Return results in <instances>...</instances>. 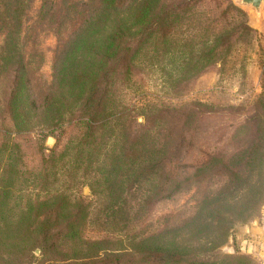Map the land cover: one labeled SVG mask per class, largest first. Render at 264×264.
I'll use <instances>...</instances> for the list:
<instances>
[{"label":"trees","instance_id":"16d2710c","mask_svg":"<svg viewBox=\"0 0 264 264\" xmlns=\"http://www.w3.org/2000/svg\"><path fill=\"white\" fill-rule=\"evenodd\" d=\"M199 1L40 0L36 29L27 22L31 0H0V121L9 122L0 132V264H253L242 253L205 252L237 218L223 207L233 190L246 184L255 202L251 172L264 147L253 141L228 159L209 153L182 172L176 109L125 100L133 71H157L175 92L226 56L243 20L228 27ZM226 6L244 17L231 0ZM42 32L53 43L39 42ZM30 132L39 146L46 135L55 144L38 167L24 168L12 136ZM210 173L227 180L207 204L144 229L152 203Z\"/></svg>","mask_w":264,"mask_h":264},{"label":"rangeland","instance_id":"374dc122","mask_svg":"<svg viewBox=\"0 0 264 264\" xmlns=\"http://www.w3.org/2000/svg\"><path fill=\"white\" fill-rule=\"evenodd\" d=\"M200 1L207 15L214 16L228 27L233 28L230 25L243 20V24L235 26L237 34L226 56L207 65L175 92L162 83L157 71L144 69L133 71L128 87L124 89L125 100L135 106L145 102L156 105L165 103L176 109L173 113H178L180 119L174 132L180 126L183 135L180 152L182 172L188 171L193 163L202 162L209 153L228 159L232 153L248 148L253 141L258 142L260 149L264 147V16H261V12L260 15L255 14V10L240 4L238 0L231 1L245 12L244 17L232 14L226 0ZM39 3L40 0H31L27 12V22L36 29L41 26L35 22ZM263 3L257 11L263 7ZM53 40L49 32H42L38 36V41L46 44L53 43ZM188 108L191 109V118L183 125V115ZM135 121L143 122V116L137 114ZM8 125L7 120L0 121V132L3 126ZM12 138L19 145L24 168L38 167L41 154H47L55 144V137L46 135L39 146L32 132L17 134ZM246 155L242 158V164ZM225 180L226 173H210L184 190L156 200L144 213L142 226L156 230L178 222L190 215L206 195L222 187ZM250 180L255 184L252 191L257 192L255 202L250 193H245L246 184L233 190L235 192L231 194L237 198L229 200L235 202L227 201L223 207L237 218H233L225 240L205 252L206 256L237 252L247 255L253 264H264V160L254 165ZM79 192L89 196L86 185L81 186ZM206 204L201 206L203 214ZM210 204L215 206L218 201L212 200ZM250 210L251 213L246 216ZM86 234L95 235L92 232ZM32 251L37 255L39 248L35 247Z\"/></svg>","mask_w":264,"mask_h":264},{"label":"water","instance_id":"95a60500","mask_svg":"<svg viewBox=\"0 0 264 264\" xmlns=\"http://www.w3.org/2000/svg\"><path fill=\"white\" fill-rule=\"evenodd\" d=\"M264 0H238V2L242 5H249L253 8V10L257 11L258 7ZM38 249H35V251Z\"/></svg>","mask_w":264,"mask_h":264},{"label":"crops","instance_id":"0c3cea01","mask_svg":"<svg viewBox=\"0 0 264 264\" xmlns=\"http://www.w3.org/2000/svg\"><path fill=\"white\" fill-rule=\"evenodd\" d=\"M251 9H253V8H251ZM244 10L246 11L247 9L245 8ZM260 12H261V16H264V3H263V7H261L259 11H255V14H258L259 13V15H260Z\"/></svg>","mask_w":264,"mask_h":264},{"label":"bare ground","instance_id":"6f19581e","mask_svg":"<svg viewBox=\"0 0 264 264\" xmlns=\"http://www.w3.org/2000/svg\"><path fill=\"white\" fill-rule=\"evenodd\" d=\"M245 6H249V5H245ZM250 7V6H249ZM252 8V7H251Z\"/></svg>","mask_w":264,"mask_h":264}]
</instances>
